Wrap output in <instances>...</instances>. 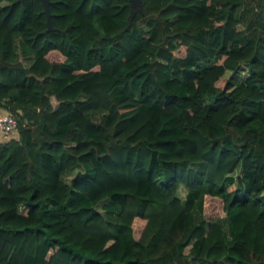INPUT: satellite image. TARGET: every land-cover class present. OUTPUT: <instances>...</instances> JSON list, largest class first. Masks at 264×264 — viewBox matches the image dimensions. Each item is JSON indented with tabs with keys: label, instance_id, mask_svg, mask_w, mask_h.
<instances>
[{
	"label": "trees",
	"instance_id": "1",
	"mask_svg": "<svg viewBox=\"0 0 264 264\" xmlns=\"http://www.w3.org/2000/svg\"><path fill=\"white\" fill-rule=\"evenodd\" d=\"M129 7L0 0V264H264V0Z\"/></svg>",
	"mask_w": 264,
	"mask_h": 264
},
{
	"label": "built area",
	"instance_id": "2",
	"mask_svg": "<svg viewBox=\"0 0 264 264\" xmlns=\"http://www.w3.org/2000/svg\"><path fill=\"white\" fill-rule=\"evenodd\" d=\"M16 131V120L14 116L6 111L0 114V136L1 139H8L14 136Z\"/></svg>",
	"mask_w": 264,
	"mask_h": 264
},
{
	"label": "water",
	"instance_id": "3",
	"mask_svg": "<svg viewBox=\"0 0 264 264\" xmlns=\"http://www.w3.org/2000/svg\"><path fill=\"white\" fill-rule=\"evenodd\" d=\"M41 1L44 5V12L46 14L47 26L50 27L49 21H48V0H41ZM129 2H130V7H129V11H128L127 18H126L127 23L129 22V20L131 19V17L133 16L135 12V6L138 4V0H129Z\"/></svg>",
	"mask_w": 264,
	"mask_h": 264
},
{
	"label": "rangeland",
	"instance_id": "4",
	"mask_svg": "<svg viewBox=\"0 0 264 264\" xmlns=\"http://www.w3.org/2000/svg\"><path fill=\"white\" fill-rule=\"evenodd\" d=\"M226 76V75H225ZM72 172L70 171V172H68L67 174L69 175V174H71ZM205 213L206 214H208V213H212L213 212V210H214V200H212V199H206L205 200ZM140 222L139 221H137V222H135V224H134V226H135V228H138L139 226H140Z\"/></svg>",
	"mask_w": 264,
	"mask_h": 264
},
{
	"label": "crops",
	"instance_id": "5",
	"mask_svg": "<svg viewBox=\"0 0 264 264\" xmlns=\"http://www.w3.org/2000/svg\"><path fill=\"white\" fill-rule=\"evenodd\" d=\"M4 110L0 109V114L3 112ZM0 140H1V136H0Z\"/></svg>",
	"mask_w": 264,
	"mask_h": 264
}]
</instances>
